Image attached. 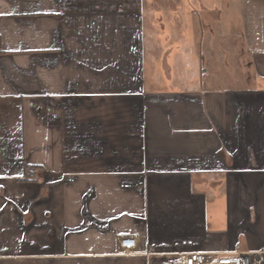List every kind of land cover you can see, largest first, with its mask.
<instances>
[{
  "label": "crops",
  "instance_id": "0c3cea01",
  "mask_svg": "<svg viewBox=\"0 0 264 264\" xmlns=\"http://www.w3.org/2000/svg\"><path fill=\"white\" fill-rule=\"evenodd\" d=\"M192 252L264 264V0H0V264Z\"/></svg>",
  "mask_w": 264,
  "mask_h": 264
},
{
  "label": "built area",
  "instance_id": "2783aa9c",
  "mask_svg": "<svg viewBox=\"0 0 264 264\" xmlns=\"http://www.w3.org/2000/svg\"><path fill=\"white\" fill-rule=\"evenodd\" d=\"M28 176H34L35 170L28 168ZM137 252V243L132 236L122 237L118 242V254L130 256ZM162 264H244L239 253L220 254L216 252H192L186 253L165 261Z\"/></svg>",
  "mask_w": 264,
  "mask_h": 264
},
{
  "label": "rangeland",
  "instance_id": "374dc122",
  "mask_svg": "<svg viewBox=\"0 0 264 264\" xmlns=\"http://www.w3.org/2000/svg\"><path fill=\"white\" fill-rule=\"evenodd\" d=\"M202 16H203L202 13H200V21L202 20ZM224 22H226V18H224Z\"/></svg>",
  "mask_w": 264,
  "mask_h": 264
}]
</instances>
